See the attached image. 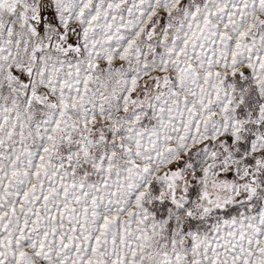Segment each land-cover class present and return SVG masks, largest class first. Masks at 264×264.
<instances>
[{"label":"snow or ice","instance_id":"1","mask_svg":"<svg viewBox=\"0 0 264 264\" xmlns=\"http://www.w3.org/2000/svg\"><path fill=\"white\" fill-rule=\"evenodd\" d=\"M0 264H264V0H0Z\"/></svg>","mask_w":264,"mask_h":264}]
</instances>
